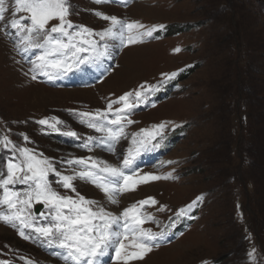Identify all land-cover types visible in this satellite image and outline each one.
<instances>
[{
  "label": "rangeland",
  "instance_id": "374dc122",
  "mask_svg": "<svg viewBox=\"0 0 264 264\" xmlns=\"http://www.w3.org/2000/svg\"><path fill=\"white\" fill-rule=\"evenodd\" d=\"M71 4L76 14L69 19L96 31H103L110 22L95 11L139 21L145 25L140 31L158 25L164 28L142 43L121 46L109 41L110 57L54 80L39 73L33 80L28 60L39 50L21 56L12 39L0 33V136L7 134L16 145L53 158L65 175L80 170L67 163L76 158L94 157L119 165L120 153L126 152L131 140L122 139L116 145L117 155L98 143H90L89 150L84 147L88 137L102 133L82 123L89 118L80 113L106 110L110 101L128 92H133L129 102H134L135 90L158 86L129 117L136 123L125 128L132 134L141 129L154 131V125L167 123L162 147L142 153L135 161L140 162L134 167L135 190L123 193L118 206L108 204L92 183L75 180L77 192L116 213L147 198L158 202L144 206L158 221L144 227L168 235L158 238L159 246L142 260L127 264H264V0H119L99 5L92 0H71ZM176 48L181 51L175 52ZM196 63L191 74L182 78ZM85 69L93 73L87 82L79 77ZM171 73L177 76L168 80L164 74ZM117 107L122 105H113ZM46 118L63 121L57 125L60 131L37 123ZM233 123L239 131H233ZM67 131H75L80 139L64 135ZM21 134L28 136V142ZM12 155L0 147V172L6 170ZM169 173L175 178L139 182L148 174L163 177ZM50 179L61 194L75 196L60 188L54 175ZM200 196L203 200L191 218L177 220L179 209ZM36 206L33 202L34 213ZM162 206L167 207L158 211ZM0 211L8 209L0 207ZM245 226L256 235L244 238ZM253 248L255 260L249 256ZM103 260L104 264H124L111 253ZM0 261L64 264L51 248L45 250L39 242L25 240L17 228L3 221Z\"/></svg>",
  "mask_w": 264,
  "mask_h": 264
},
{
  "label": "snow or ice",
  "instance_id": "6c2138e0",
  "mask_svg": "<svg viewBox=\"0 0 264 264\" xmlns=\"http://www.w3.org/2000/svg\"><path fill=\"white\" fill-rule=\"evenodd\" d=\"M92 2L99 5L119 0ZM74 14L76 10L71 0H0V33L12 39L14 48L21 56L39 50L34 59L28 60L32 65L29 71L33 80L37 78V73L54 80L78 70L82 65L96 64L111 56L109 41H117L121 46L142 43L143 38L152 37L154 31L164 28V25H158L140 31L145 29V25L139 21L129 22L115 15L95 11L97 17L110 22L103 31H96L84 25H75L69 19ZM54 20L58 23L51 24ZM174 51L179 52L181 49L176 48ZM164 75L172 80L177 73ZM140 88L145 89V85ZM157 90L158 86H148L143 92L135 90L134 102H129L133 92H128L110 101L106 110L98 109L95 114L80 113L81 117L89 118L82 119V123L102 133L100 137L89 136L84 147L98 143L106 151L117 155L116 145L122 139L131 140L126 152L120 153L122 162L119 165L94 157L76 158L67 163L80 170L73 169L71 175H65L56 167L53 158L35 149L16 145L7 134L0 136V147L13 153L6 162V170L0 172V207L6 206L8 209L7 212L0 211V221L17 228L25 240L31 239L42 246L62 250L63 255L60 252H53L52 255L62 259L64 264H104L103 258L110 253L114 254L115 260L127 264L129 260H142L148 252L158 247V238L168 233L153 232L151 228L144 227L149 221L158 223L155 216L144 208L157 204L154 198L140 200L116 213L77 192L73 183L77 179L92 183L104 193L108 203L117 206L123 193L135 190L138 181L133 179L137 174L133 165L142 153L162 147L167 123L154 125V131L141 129L132 134L126 133L125 128L136 123L129 118L135 108L146 103L149 93ZM114 104L122 107L113 109ZM51 120L41 119L37 123L59 132L57 125L63 124V121L57 118ZM63 134L80 139L75 131ZM21 135L28 142V136ZM166 163L172 164L174 161ZM50 175L57 178L55 183L60 188L70 190L75 196L61 194L53 187ZM170 178L175 177L171 173L163 177L148 174L139 182ZM17 185L25 187L18 189ZM202 200L203 196L197 197L191 204L179 209L176 219L182 216L191 218L190 213ZM33 202L43 206L45 211L34 213ZM166 207L157 210L163 211ZM41 220L46 223H40ZM25 229L30 232L26 233ZM249 256L256 259L255 248L249 252ZM0 264L8 262L0 261ZM27 264L34 262L28 261Z\"/></svg>",
  "mask_w": 264,
  "mask_h": 264
},
{
  "label": "trees",
  "instance_id": "16d2710c",
  "mask_svg": "<svg viewBox=\"0 0 264 264\" xmlns=\"http://www.w3.org/2000/svg\"><path fill=\"white\" fill-rule=\"evenodd\" d=\"M199 65V63H196L195 65H192L191 67H189V68H187L186 70H185V72H184V74H183V77L182 78H186L187 76H189L190 74H191V72L197 67ZM232 128H233V131H239V127L237 128V129H235L234 128V123H233V126H232ZM238 157V155L236 154L235 155V158H237ZM245 164V163H244ZM244 168H246L245 166H244ZM233 175H235L236 176V173H234ZM235 176L233 177L234 179H235ZM239 180V179H238ZM247 180H249V179H246V181ZM240 181V180H239ZM241 183V182H240ZM247 183H248V181H247ZM253 187H252V192H253ZM250 192H251V190H249ZM246 193H248V191L246 192ZM240 213L242 214V216L244 217V215L245 214H243L241 211H240ZM248 225V224H247ZM247 229H248V227L247 226H245V235H244V238L246 237V236H248L249 238L250 237H254L256 234H255V232L253 233V231H252V233H250L249 234V231H247ZM218 261H215V263H217ZM219 263V262H218ZM217 263V264H218Z\"/></svg>",
  "mask_w": 264,
  "mask_h": 264
},
{
  "label": "bare ground",
  "instance_id": "6f19581e",
  "mask_svg": "<svg viewBox=\"0 0 264 264\" xmlns=\"http://www.w3.org/2000/svg\"><path fill=\"white\" fill-rule=\"evenodd\" d=\"M89 74L91 75V74H93V73H89V72H87L86 70H82V72H81V71L79 72V77H80V79H81L82 81L87 82V81H85V80H87V79L89 78ZM66 92L70 93V90H67ZM139 163H140L139 160H138V162H135L134 165H133V168H134L135 166H137ZM108 204H109V203H108Z\"/></svg>",
  "mask_w": 264,
  "mask_h": 264
}]
</instances>
